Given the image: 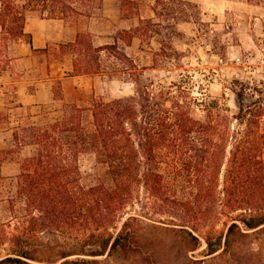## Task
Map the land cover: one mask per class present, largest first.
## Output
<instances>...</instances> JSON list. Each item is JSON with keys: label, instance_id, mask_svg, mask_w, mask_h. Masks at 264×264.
I'll list each match as a JSON object with an SVG mask.
<instances>
[{"label": "trees", "instance_id": "obj_1", "mask_svg": "<svg viewBox=\"0 0 264 264\" xmlns=\"http://www.w3.org/2000/svg\"><path fill=\"white\" fill-rule=\"evenodd\" d=\"M2 4L0 18L3 13L5 18L19 14L22 24L25 9H39L43 16L48 10L47 17L79 12L67 0H27L21 7L16 0H2ZM186 4L184 0H157L155 14L163 15L162 7L166 15H175L171 6ZM163 27L161 22L142 20L133 33L125 34L150 43V33ZM104 48L88 45L95 55ZM161 51L163 44L157 55ZM119 58L126 62L135 85L133 95L98 101L91 107L67 104L61 120L31 124L14 133L18 143H36L39 149L24 161L18 175L17 192L25 204L22 226L10 233V225L0 223V250H6L0 264H101L115 254L142 252V236L130 227L131 217L125 219V212L138 199L142 186L153 197L162 196L160 168L164 164L193 191V198L176 194L173 202L196 208L194 216L187 212L194 229L214 225L220 214H235L225 235L206 236L205 255L228 250L244 230L264 226V78L257 83L234 79L229 89L237 98V110L232 112L213 99L205 105L206 118L198 119L182 98L186 92L179 90V84L155 91L153 80L145 81L133 59L126 54ZM90 70L83 69L85 73ZM86 111L91 112V126L85 122ZM86 152L108 165L112 187L81 183L79 156ZM6 158L0 153V165ZM2 179L0 173V185ZM180 231L193 242L192 250L202 245L193 231ZM45 233L54 235L57 250L46 257L40 255Z\"/></svg>", "mask_w": 264, "mask_h": 264}, {"label": "rangeland", "instance_id": "obj_2", "mask_svg": "<svg viewBox=\"0 0 264 264\" xmlns=\"http://www.w3.org/2000/svg\"><path fill=\"white\" fill-rule=\"evenodd\" d=\"M186 2V5L171 6L176 17L166 15L165 10L159 7V12L163 15L156 16L154 22H161L164 27L158 33H150L155 39L152 43L153 49L147 48L145 53L138 55L140 65L151 66L149 70H143V77L147 82L153 80L152 89L155 91L171 83L179 84V90L186 92L182 93V98L191 104L192 115L198 119L206 118L205 105L213 99H219L220 104L225 103L235 112L238 101L229 89L232 81L240 79L257 83L264 78V0ZM18 4L20 6V1ZM15 10L20 12L19 7ZM3 18H0L3 24V28L0 26V38L3 40L0 42L13 43L21 36L22 18L19 14ZM160 42L163 44L161 52L169 57L162 53L153 57L152 53L155 47L161 45ZM124 63L126 66V62ZM123 71L124 68L119 65L112 82L99 81V89L94 91L96 96L95 93L87 95L84 104L110 102L133 95L135 85L130 74H123ZM123 79H130V84L122 89ZM92 95L95 98L90 100ZM40 122L47 124L49 121ZM85 122L88 126L92 125L91 112H85ZM30 125V119L27 118L23 127ZM79 167L81 183L85 187L98 184L113 186L108 165L98 162L94 153H82L79 156ZM160 172L164 174L162 196L155 198L142 186L138 199L125 212V219L131 217L130 227L138 229L142 236V252L127 256L115 254L101 264H264V226L244 230L245 234L238 237L228 250L221 248L212 255H205L203 251L206 247V236L215 237L221 233L225 235L235 214H220L214 225L197 226L198 229H194L189 223L190 215L187 212L192 211L190 214L194 216L196 208L194 211L186 205L173 202L176 194L193 198L190 185L166 164L161 166ZM222 183L223 172L220 176L221 186ZM17 188L18 180L15 179L3 180L0 185V223H8L10 226L7 230L10 233L17 232V228L22 226V215L25 214V204L18 196ZM181 229L193 231L202 240V245L192 250L193 242ZM54 238L53 234L42 235L40 247L44 251L41 256L56 254L57 250L53 248L56 247ZM5 253L6 250H0V256Z\"/></svg>", "mask_w": 264, "mask_h": 264}, {"label": "crops", "instance_id": "obj_3", "mask_svg": "<svg viewBox=\"0 0 264 264\" xmlns=\"http://www.w3.org/2000/svg\"><path fill=\"white\" fill-rule=\"evenodd\" d=\"M19 1L20 6L27 2ZM156 1L67 0L79 12L57 17H47L48 10L43 16L39 9H25L21 36L13 43L0 42V153L7 156L0 165L2 181L18 180L24 161L38 153V144L14 138L27 118L31 124L45 125L40 120L47 124L61 120L67 104L91 107L93 103H84L87 95L96 96L99 81L112 82L119 65L123 74L129 71L119 54H126L142 70L150 69V64L140 65L138 55L153 49L154 37L147 43L125 33H133L142 20L154 21ZM87 44L105 48L95 55ZM86 67L95 70L85 73ZM128 84L130 79H123L122 89Z\"/></svg>", "mask_w": 264, "mask_h": 264}]
</instances>
